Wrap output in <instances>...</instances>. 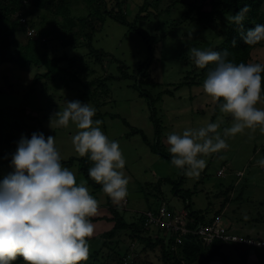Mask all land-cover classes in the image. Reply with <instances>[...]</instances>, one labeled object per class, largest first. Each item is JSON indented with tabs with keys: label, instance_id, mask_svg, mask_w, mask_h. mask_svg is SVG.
Instances as JSON below:
<instances>
[{
	"label": "rangeland",
	"instance_id": "374dc122",
	"mask_svg": "<svg viewBox=\"0 0 264 264\" xmlns=\"http://www.w3.org/2000/svg\"><path fill=\"white\" fill-rule=\"evenodd\" d=\"M192 1L125 0L122 5L127 19L134 22L141 7L147 2L145 7L148 11L144 13H149L148 18H139L136 24L153 41L154 60L150 70L156 85L145 84L143 88L152 94L154 107L148 96L141 95L140 90L134 86L135 79L132 76L137 74L140 64L151 57L147 39L128 25L105 15L103 26L94 35L92 45L96 49L109 52L116 60L124 63L130 77H111L100 81V85L96 87L91 85L88 89L84 85L87 82L84 77L91 80L96 77L103 79L107 75H122L119 70L120 63L113 61L112 57L95 61L89 55L85 39L79 34L83 27L74 20L97 11L96 1L67 0V5L61 7L63 14L59 16L41 10L45 13L43 26L53 33L48 43L51 51L49 57L67 55L77 58L78 64L71 70L66 69L68 61L60 63L59 67L49 66V58L46 56L48 53L40 57V62L36 61L25 67L14 61L0 60V153L14 154L22 134L30 139L34 132H42L45 138L54 137L62 160L80 157L72 142L79 129L71 122L68 127L58 125V117L55 116L66 107L67 101L79 100L96 109L93 120L102 121L101 130L110 140L119 142L126 159L123 171L129 178L127 203L122 202L117 206L112 202L124 221H135L139 213L158 208L162 201L172 211L181 210L186 204L183 194L187 190H190L191 208L194 211L202 210L208 218L222 207L225 195L221 193L233 184L234 190L230 193L232 199L227 202L221 215L223 223L236 234L253 232L254 236L264 238V166L257 163L264 158V134L257 128L255 132L246 129L243 134L234 137L223 136V130L232 126L233 118L230 114L221 113L219 103L203 91L202 84L207 72H202V69L195 66L189 52L192 47L214 50L220 38L211 29L186 19L189 3ZM66 14L64 18L63 15ZM28 18L32 20L31 16ZM26 27L20 24L12 36V42L17 46H13L10 52L13 57L17 56L18 51H22L21 57H32L33 50L31 44L27 43L29 37ZM189 33L192 34L191 38ZM59 38L74 44H62ZM253 62L264 63V47L255 53ZM78 65L89 66L90 70L76 79L75 68ZM196 68L199 75L194 79L196 73L192 70ZM35 76L38 78L34 82ZM179 84L181 86L176 88ZM152 107L157 122L151 118ZM257 107L264 109V100L261 99ZM216 122L220 123L218 131L229 147L210 156H201L200 158L206 160V167L199 177H189L184 174L185 170L171 164L168 134H182L186 129H198ZM135 128L140 129L149 142L144 141L142 133H133ZM157 139L158 151L152 148ZM10 162V158L0 155V181L14 170ZM80 166L75 161L73 165L65 167L75 173L77 183L86 182L90 193L99 201L98 213L94 217H112L113 213L106 207L107 195L103 188L89 183ZM221 169L224 171L223 175L218 174ZM162 177H168L170 181L158 183ZM178 178L182 180L178 184L180 194L173 190L174 181ZM91 221L94 224V235L88 241L89 259L83 264H101V261H93L92 256L98 251L102 255L100 251L107 250L103 247L105 242L108 245L117 244L124 236L126 244L130 243L125 235L128 231L122 232L123 236L115 235L110 243L103 237L102 233L113 228L112 220L100 218ZM163 233L168 240L170 232ZM144 245L145 243L139 244V249H135L133 255L140 253ZM233 245L240 255L243 246L249 247L242 243ZM204 249L209 253L210 247L206 246ZM245 253L242 255L246 259ZM147 255L155 264H162L159 249L150 251ZM230 258L226 257L225 261L228 262ZM214 259L208 256V264H213ZM102 261L114 264L115 260ZM195 264H206V261L201 256Z\"/></svg>",
	"mask_w": 264,
	"mask_h": 264
},
{
	"label": "clouds",
	"instance_id": "9594fccd",
	"mask_svg": "<svg viewBox=\"0 0 264 264\" xmlns=\"http://www.w3.org/2000/svg\"><path fill=\"white\" fill-rule=\"evenodd\" d=\"M250 7L245 5L227 17L229 24L243 29ZM192 34L189 33L191 38ZM247 45L264 41V24H255L241 32ZM235 41H233V46ZM196 67L208 68L203 91L220 102L221 113L230 114L233 124L223 136L243 134L258 128L264 134V109L257 104L262 98L264 64L233 63L223 49H189ZM96 109L79 100L67 101L55 114L60 126L74 123L79 131L73 136L75 151L88 156L93 166L88 175L112 202L120 206L128 196L129 178L125 175L126 159L119 142L110 140L101 130L102 121L93 120ZM220 123H208L182 134L167 135L171 164L185 170L189 177H199L206 167L201 156H210L229 147L222 138ZM264 166V158L257 161ZM14 169L0 181V264H13L23 257L25 264H81L90 255L88 241L94 235L91 217L98 213L99 201L90 193L86 182L77 183L75 173L62 165V156L53 136L45 138L34 132L31 138L21 135L12 154Z\"/></svg>",
	"mask_w": 264,
	"mask_h": 264
},
{
	"label": "trees",
	"instance_id": "16d2710c",
	"mask_svg": "<svg viewBox=\"0 0 264 264\" xmlns=\"http://www.w3.org/2000/svg\"><path fill=\"white\" fill-rule=\"evenodd\" d=\"M97 4V11L94 13H90L88 16L79 17V18H72L69 17L71 20L74 19L78 21L83 27L82 33L79 34L84 37L85 45L89 50V55L93 57L95 61H102L104 58L112 57V60H116L112 54L103 50V49H96L92 45L93 37L96 32L103 26L104 16H110L113 19L117 20L120 23L128 25L134 31H137L140 35H142L146 41L148 42V50L150 54V58L140 64L137 68V74L132 75L135 79L134 86L140 90L141 95H147L151 105L154 107V98L152 94L144 89L143 86L145 84L152 83L156 85L154 79L151 76V64L154 60V46L153 41L149 40V35L143 29H140L136 21L139 18H148L149 13L145 14L146 3L141 7L140 12L137 14L136 20L134 22H130L127 19L126 13L123 10V3L125 0H95ZM180 1V0H177ZM67 0H0V60L4 61H14L17 64L19 63L21 66H27L28 64L40 62L41 58L45 53H48L46 56L49 58V66L54 65L59 67V64L65 61H68V66L66 67L67 70L73 69L75 64H78V59L75 57H68L67 55L55 56L50 58L49 53L51 51L48 49V43L50 41V35L52 32H48L44 25V12L41 10H45V12H53L54 15L59 16L63 14L62 8L63 6L67 5ZM248 5L250 7V11L246 14V18L244 21L243 29H241L238 25L232 23L229 24L227 21V17L235 15L242 7ZM264 0H193L189 3V10L187 14V20H191L193 22L199 23L202 27L206 29H211L216 36L220 38V41L216 44L215 49L216 51H221L223 49H228L229 56L228 60L239 64V63H254L253 58L255 53H257L258 49L264 47V42H259L256 45H247L244 43L242 39L241 32L246 33L247 30L254 27L255 24H264V10H263ZM169 9V8H168ZM167 9V10H168ZM16 12H21V15L27 18V23L31 27H35L37 29V37H29L27 40L28 44H31V50H33L32 57H21L22 51L17 50V56H11L12 47H17L12 42V36L14 32L17 30L18 26L21 23L18 19H13V16ZM39 12V13H38ZM28 16H31L30 20ZM67 14L63 17L65 18ZM39 25V27H37ZM57 30V29H55ZM61 39V38H59ZM233 41H235V45L233 46ZM62 44H74L72 41H67L64 38L61 39ZM36 52V53H34ZM24 54V53H23ZM118 61V60H116ZM119 70L121 72V76H111L107 75L105 78H94L88 80L87 77L84 79L87 81L84 83L86 88L96 87V85H100V81L105 79H109L111 77L119 79V78H126L130 77V74L125 70L126 65L121 61ZM264 64V63H261ZM213 67V65H209L208 68ZM208 68L202 69V72H207ZM75 72L77 75L76 79L79 77L84 76V73L89 71V66L85 67L82 65H78ZM204 70V71H203ZM207 70V71H206ZM196 73L197 68L192 70ZM92 74V73H91ZM199 74L196 73L194 79L197 78ZM262 75V90H264V73ZM38 77L35 76L34 82ZM101 79V80H99ZM33 82V83H34ZM181 85L179 84L176 88H179ZM262 100H264V91H262ZM222 103V101L218 102ZM152 109L151 118L154 122H157L154 108ZM124 122L129 125V123L124 120ZM133 133H142L143 139L146 142H149L148 137L140 130V129H133ZM158 132V131H157ZM153 150H159V142L158 139L155 145H152ZM3 158H12L11 154L0 153ZM78 161L80 163V170L88 177L89 183L94 184V186L102 187V185L97 184L92 178L88 175L89 168L93 165L92 162L89 160L88 156L85 157H71L68 160H62L63 166H71ZM170 181L168 177H162L159 179L158 183H162L163 181ZM182 182L180 178L174 181V188L177 193L180 194V189L178 184ZM234 190V185L231 184L230 186L226 187L225 190L221 193L225 195V199L223 201L222 207L219 208L215 214L206 218V215L203 213L202 210L194 211L191 208V203L189 201L190 198V190H187L183 196L185 197V207L183 209L189 212V226L195 227L199 223H210L214 220L215 217L221 216L222 212L232 198L230 193ZM127 200V199H126ZM163 203V201L159 204L158 208L155 209H148L146 211H142L139 213V217L132 221L131 223H127L123 220V218L119 215L116 207L112 205V200L107 196V203L106 207L113 213L112 217L105 216H97L91 217V220H96L100 218H106L107 220L110 219L114 222V226L111 230L102 233L103 237H106L110 243L115 235H122V232L128 231L127 234L125 233L126 237L129 238L130 243L126 244V238L124 236L119 240L117 244L108 245V242H105L103 247H106V251L103 252L102 250L100 255L98 252L92 256V260L95 262L101 261V264H106L102 260H109L114 259V264H155V262L149 260V256L147 253L150 251H154L159 249L160 251V258L162 264H195L198 259L203 256L206 264H208V256L214 257V255L221 253V248L224 242L220 240L214 241L211 245H205L202 240L195 234L189 233L188 235L183 236V242L178 244L175 238V235L172 234L171 231L164 229V228H157L155 229L154 226H146V213L148 211L152 212H159ZM167 208V206H166ZM172 212V209H168ZM231 225V224H230ZM231 227V226H230ZM154 229V230H153ZM156 230V231H155ZM169 231L170 236L167 238L164 236L163 232ZM145 245L140 249V253H137V257L133 255V251L139 249V244ZM210 247L209 253H207L204 247ZM143 252L145 255L143 256ZM101 256L103 258H101ZM94 263V262H93ZM13 264H25L23 257H17L16 261ZM83 264V262H81ZM92 264V263H91ZM157 264V263H156Z\"/></svg>",
	"mask_w": 264,
	"mask_h": 264
},
{
	"label": "built area",
	"instance_id": "2783aa9c",
	"mask_svg": "<svg viewBox=\"0 0 264 264\" xmlns=\"http://www.w3.org/2000/svg\"><path fill=\"white\" fill-rule=\"evenodd\" d=\"M13 19H18L26 27V33L30 37H37V29L31 27L27 23V18L16 12ZM219 175H223L224 171H218ZM124 204L127 200L123 201ZM146 226H154L155 228H164L175 235L178 244L183 242V236L193 233L197 235L205 245H211L216 240H220L226 244L242 243L249 246H264V242L255 240L254 238L242 236L233 232L228 225L222 221L219 215L210 223H199L195 227L189 226V212L185 209L170 212L166 205H162L159 212L148 211L146 213ZM186 264V263H184Z\"/></svg>",
	"mask_w": 264,
	"mask_h": 264
},
{
	"label": "crops",
	"instance_id": "0c3cea01",
	"mask_svg": "<svg viewBox=\"0 0 264 264\" xmlns=\"http://www.w3.org/2000/svg\"><path fill=\"white\" fill-rule=\"evenodd\" d=\"M242 236L254 238L255 240H259L264 242V238L260 236H254L252 234H239ZM263 238V239H261ZM241 255L238 253L235 245L233 244H224L221 248V253L214 255L213 264H264V246H249V247H242L240 249ZM246 252L247 257L242 255V253ZM245 253V254H246ZM220 254H223L220 255ZM244 254V255H245ZM231 257L228 262H226V257Z\"/></svg>",
	"mask_w": 264,
	"mask_h": 264
}]
</instances>
